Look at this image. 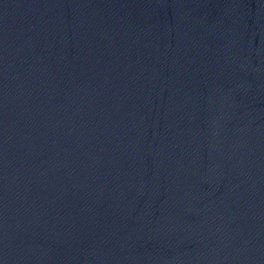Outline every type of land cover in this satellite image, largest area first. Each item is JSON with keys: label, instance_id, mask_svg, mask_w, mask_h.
<instances>
[{"label": "water", "instance_id": "1", "mask_svg": "<svg viewBox=\"0 0 264 264\" xmlns=\"http://www.w3.org/2000/svg\"><path fill=\"white\" fill-rule=\"evenodd\" d=\"M0 264H264V0H0Z\"/></svg>", "mask_w": 264, "mask_h": 264}]
</instances>
